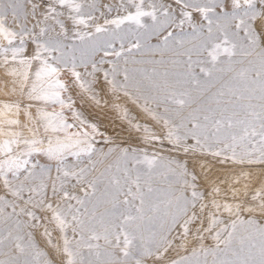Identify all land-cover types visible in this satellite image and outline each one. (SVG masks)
<instances>
[{
	"label": "snow or ice",
	"instance_id": "1",
	"mask_svg": "<svg viewBox=\"0 0 264 264\" xmlns=\"http://www.w3.org/2000/svg\"><path fill=\"white\" fill-rule=\"evenodd\" d=\"M0 39L5 74L18 77L11 91L73 117L36 107L33 120L31 105L0 104V123L19 125L7 118L15 109L35 126L30 137L0 131V264H264V169L245 171L264 165V0H0ZM68 39L103 53L110 67L82 58L84 75L102 71L110 91L161 125L159 135L144 125L142 141H167L176 158L111 146L61 98L64 49L78 50ZM75 69L73 56L71 76L90 91ZM34 154L53 162L50 191L51 167ZM213 160L233 168L218 173Z\"/></svg>",
	"mask_w": 264,
	"mask_h": 264
},
{
	"label": "rangeland",
	"instance_id": "2",
	"mask_svg": "<svg viewBox=\"0 0 264 264\" xmlns=\"http://www.w3.org/2000/svg\"><path fill=\"white\" fill-rule=\"evenodd\" d=\"M117 0H98V3H112L115 4ZM27 11V8L25 9ZM115 14V13H113ZM8 25L9 27H15L14 22L12 21L11 15L8 17ZM5 42L0 39V44H4ZM16 43H19L17 40ZM65 45H72L75 44L76 48L78 50L73 51L72 49L66 47L64 49V59L68 62V67L64 68L62 65L58 66L61 68V71L58 74V78L60 81L66 85L67 91L61 93V98L67 100L69 97L71 98L74 103L72 104V107L80 113L82 118H84L86 121L95 123L98 127V129L111 138L112 145L111 146H117V147H135L137 149H143L148 152L149 155L153 154L154 152L157 153L159 156L165 157L166 159L171 156L172 158L177 157V153L170 151V145L167 143V141H164L161 143H156L154 141H149L147 143L143 142L141 137L145 134L143 133V126L147 125L153 132H155L157 135L160 134L161 125L157 124L155 121H152L150 117H148L145 113L142 112L140 107L137 105L131 103V101L127 98L122 96L120 93H114L108 89V86L106 85V82L103 78L102 71H98L94 73L92 76L84 75L85 72H91V63H88L87 68L81 66V60L82 58L85 60L90 61H96L97 67L99 69H108L110 66L107 63H99L101 60V57L103 56L102 52H95L92 53L90 57L85 55L87 46H83L80 44L78 40L74 39H68L64 41ZM114 47L116 50H119V43L114 44ZM26 48L27 52L25 55L31 54L34 49L35 45L26 42ZM9 53V58H10ZM75 57L76 62V71L81 73L82 81L86 82L87 85L90 86V91H85L81 89L75 82V79L71 76V72L69 69L71 68V62L72 57ZM139 59L140 57L137 55L136 57ZM158 58V57H156ZM104 60H115V57H104ZM123 61L121 60V64ZM5 67L2 62H0V104H3L5 102H18L21 104V108L25 105H31V107L28 108V111L30 115H32L33 120H35V109L36 107H44L47 111H63L65 117L67 118L68 122H72L73 117L71 114V111L68 109H61L59 105L48 103L45 104L44 102H33L28 101L24 95H22L19 90L17 89L15 92L11 91V89L14 87L12 84L13 79H18V77H10L5 74ZM7 67H15L19 68L18 63H11ZM35 67V64H34ZM140 67V66H137ZM143 67H150V66H143ZM118 79H122V77H118ZM98 101V103H97ZM2 110V109H0ZM125 110L128 113L127 118L124 117ZM7 118L8 119H17L19 121V125H8L6 123H0V131L7 132V131H19L22 133L25 137H30L31 132L28 131L29 127H35L33 124H29L28 121L25 119L23 112L21 111L19 114L16 113L15 109H12L11 111L7 112ZM131 121V124L139 123L141 125V130L137 131L135 130L131 124L129 123ZM25 125H28V127H25ZM42 133V129H40ZM8 139L6 136H0V141ZM96 146L97 147H106L103 143V140L100 136H97L96 138ZM115 157V153H113V156L109 157L107 161H105V164L109 161H112ZM30 159L33 160H39L41 164H47L51 167L50 172V179L48 180L49 184V191L51 186V178H55L57 175L56 169L53 166V162H48L47 159L43 156H36L34 154L33 157ZM67 163L69 165H72L75 163V158L68 157ZM212 163L215 165V171L218 173H227L230 169L233 168L232 164L230 162L225 163L223 165L217 164L215 160L212 161ZM102 167V166H101ZM144 167V166H140ZM264 169V165H252L247 168H245V171L250 172L252 174L253 178H256L260 175L261 170ZM115 170V167L113 168V171ZM238 170V169H236ZM161 172L163 169L160 170ZM11 178V177H10ZM154 187H165L163 183L156 184L154 183ZM222 189L225 186H221ZM71 191V189H69ZM79 194V193H78ZM0 196H5V190L3 188L2 181H0ZM8 200H12L13 198L10 195H7L5 197ZM59 198L56 197L53 199V204H55L56 200ZM74 203V202H73ZM6 211H11L10 208H7ZM37 215H41L40 212H37ZM23 219V218H22ZM48 227L49 231L52 232V240L53 244L57 243L58 241V232L53 230L54 226L51 224L44 225L41 224L39 228V232L42 233L44 230V227ZM68 235L71 236V231L69 230ZM34 240L37 243L38 247L42 250H44L46 253L48 249L45 247L46 244V238L37 235L34 233Z\"/></svg>",
	"mask_w": 264,
	"mask_h": 264
}]
</instances>
